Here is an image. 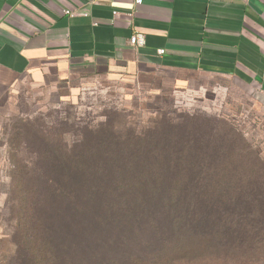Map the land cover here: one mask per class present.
Listing matches in <instances>:
<instances>
[{"label":"trees","instance_id":"1","mask_svg":"<svg viewBox=\"0 0 264 264\" xmlns=\"http://www.w3.org/2000/svg\"><path fill=\"white\" fill-rule=\"evenodd\" d=\"M80 134L77 149L44 145V160L15 172L17 188L21 175L37 186L42 179L68 203L69 215L67 248L28 237L18 243L15 264H71L69 251L78 253L76 264H230L235 252L249 258L257 249L255 209L232 190L234 162L202 135L111 128Z\"/></svg>","mask_w":264,"mask_h":264},{"label":"rangeland","instance_id":"2","mask_svg":"<svg viewBox=\"0 0 264 264\" xmlns=\"http://www.w3.org/2000/svg\"><path fill=\"white\" fill-rule=\"evenodd\" d=\"M173 79L161 75L141 85L86 73L57 86L25 82L16 87L0 117V264H15L18 243L28 237L62 249L69 241L63 230L68 203L60 204L38 177L37 186L36 178L26 181L21 175L17 188L15 172L22 166L28 172L44 160V145L74 150L81 131L110 128L123 133L176 129L220 147V157L234 162L232 190L238 197L248 196L260 227L252 237H258L257 249L249 258L235 252L230 264H264V215L257 212L264 209V100L236 79L196 75L179 86ZM69 252L65 255L76 264L78 253Z\"/></svg>","mask_w":264,"mask_h":264},{"label":"crops","instance_id":"3","mask_svg":"<svg viewBox=\"0 0 264 264\" xmlns=\"http://www.w3.org/2000/svg\"><path fill=\"white\" fill-rule=\"evenodd\" d=\"M134 31L143 47L129 44ZM86 73L141 85L231 78L264 100V0H0V117L18 85Z\"/></svg>","mask_w":264,"mask_h":264},{"label":"built area","instance_id":"4","mask_svg":"<svg viewBox=\"0 0 264 264\" xmlns=\"http://www.w3.org/2000/svg\"><path fill=\"white\" fill-rule=\"evenodd\" d=\"M83 1H86V2H92V3H97L99 0H83ZM144 0H131L132 2V5L134 7H138L140 5H142ZM113 15L114 16H117L118 13L116 11L113 12ZM133 16V13H129L128 14V17H132ZM129 44L133 47H143L145 45V37L142 33L138 32V31H134L130 38H129ZM161 53L163 51H160Z\"/></svg>","mask_w":264,"mask_h":264}]
</instances>
